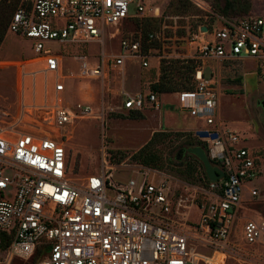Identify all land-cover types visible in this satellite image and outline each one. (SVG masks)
<instances>
[{
  "label": "built area",
  "instance_id": "1",
  "mask_svg": "<svg viewBox=\"0 0 264 264\" xmlns=\"http://www.w3.org/2000/svg\"><path fill=\"white\" fill-rule=\"evenodd\" d=\"M17 1L8 30L32 39L39 57L19 63L15 115L0 123V242L2 234L10 238L9 257L40 253L38 264H211L213 258L198 252L194 241L221 252L240 247L236 222L246 190L251 197L259 194L253 183L261 157L240 146L245 138L237 131L222 127L217 81L204 70H197L193 89L177 92L181 108L207 125L195 135L208 143L209 158L224 172L209 182L206 193L213 199L200 223L187 229L177 220L167 181H115L112 166L73 177L68 129L91 116L93 107L86 98L70 103L71 80L104 81L132 59L148 67L153 49H143L142 36L122 35V51L109 53L106 29L122 34V23L157 15L164 0ZM210 35L192 36L200 60L264 61V15L227 20ZM158 36L151 32L147 40ZM91 42H99L101 51L76 75L64 63L65 51L53 46ZM149 105L162 108L158 93L129 94L125 100V108L134 111ZM242 240L264 250V218L246 220Z\"/></svg>",
  "mask_w": 264,
  "mask_h": 264
},
{
  "label": "rangeland",
  "instance_id": "2",
  "mask_svg": "<svg viewBox=\"0 0 264 264\" xmlns=\"http://www.w3.org/2000/svg\"><path fill=\"white\" fill-rule=\"evenodd\" d=\"M238 1L241 6L235 3L234 9L225 15L221 8L227 0H164L157 15L143 14L122 23V34L112 36L117 29H106L104 44L109 53L122 51V35L142 36L145 48L153 49L148 67L141 66L140 59H132L127 61L123 70L112 71L104 81L75 78L70 82V103L86 98L93 107L91 116L77 119L68 129L67 148L74 166L73 177L77 180L112 166L115 181H126L132 177L167 181L173 194L176 218L180 223H186L188 229L200 223L204 206L213 198L206 193L209 181L205 177V167L196 155L188 151L187 137L166 139L152 147L162 157L163 166H147L135 156L157 131L195 135L198 129L207 125L181 108L177 92L159 94L163 103L160 110L150 105L141 111L130 110L125 108V100L129 94H150L151 85L160 79L162 60L167 63L182 61L179 65H188L193 60L195 76L197 70H204L207 78L217 81L222 127L237 131L245 138L240 146L258 151L261 174L253 183L259 194L251 197L246 190L240 218L236 222L234 240L240 247L221 252L206 247L202 242H193L198 252L213 258L211 264H264V250L242 240L244 222L264 218V104L261 101L264 99L261 76L264 61L250 58L200 60L196 57L195 44L191 43L193 34L212 39L210 33L222 27L227 20L264 15V0ZM203 27H208L209 31H202ZM151 32L159 35L154 41L146 39V34ZM53 46L65 51L64 63L75 75L84 63L95 62L102 48L99 42L80 47L71 44ZM38 57L32 39L7 31L0 45V123L10 121L15 115L19 63ZM40 258L41 255L24 257L18 254L9 257L8 248L0 249V264H38Z\"/></svg>",
  "mask_w": 264,
  "mask_h": 264
},
{
  "label": "trees",
  "instance_id": "3",
  "mask_svg": "<svg viewBox=\"0 0 264 264\" xmlns=\"http://www.w3.org/2000/svg\"><path fill=\"white\" fill-rule=\"evenodd\" d=\"M235 3H237L239 7L241 6L238 0H227V3L222 6L221 12L225 15H228L230 11L234 9ZM17 4V0H0V45L6 38L8 26ZM148 34H146L147 37ZM144 42L145 41H143V49L147 52L148 46L145 48ZM181 63L183 62L177 60L169 61L168 63L166 60H162L160 65V79L151 85V90L155 93L162 94L193 89L195 87L194 77L196 72V64L193 62V60H191L188 65H179ZM184 67H186V70H184ZM181 137H187L185 143H187L188 148L198 145L205 148L208 152V143L202 141L192 133H167L163 131H157L153 134L151 140L138 152V155L135 157L137 160L141 161L147 166L155 168L163 166L164 162L161 161L162 157H160V155L152 147L166 139L179 140ZM180 156L181 154L177 156V159H179ZM213 163L215 162L213 161ZM205 177L210 182L208 176L205 175ZM9 245L10 238L6 234H2L0 249H6ZM37 255H40V253L35 254L34 257H37ZM17 264L28 263L18 262Z\"/></svg>",
  "mask_w": 264,
  "mask_h": 264
},
{
  "label": "water",
  "instance_id": "4",
  "mask_svg": "<svg viewBox=\"0 0 264 264\" xmlns=\"http://www.w3.org/2000/svg\"><path fill=\"white\" fill-rule=\"evenodd\" d=\"M202 31L208 32V27H203ZM188 151L196 155L202 161L209 180L216 181L223 177L224 172L219 167L214 165L204 148L200 146H195L189 148ZM181 152L183 151L181 150Z\"/></svg>",
  "mask_w": 264,
  "mask_h": 264
},
{
  "label": "flooded vegetation",
  "instance_id": "5",
  "mask_svg": "<svg viewBox=\"0 0 264 264\" xmlns=\"http://www.w3.org/2000/svg\"><path fill=\"white\" fill-rule=\"evenodd\" d=\"M261 101H262V102H263V104H264V99H262Z\"/></svg>",
  "mask_w": 264,
  "mask_h": 264
}]
</instances>
